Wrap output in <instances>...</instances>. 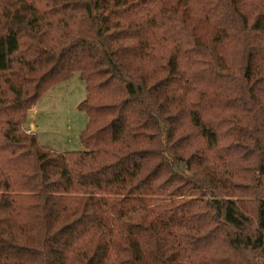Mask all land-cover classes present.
I'll return each mask as SVG.
<instances>
[{
    "label": "trees",
    "instance_id": "obj_1",
    "mask_svg": "<svg viewBox=\"0 0 264 264\" xmlns=\"http://www.w3.org/2000/svg\"><path fill=\"white\" fill-rule=\"evenodd\" d=\"M0 264H264V0H0Z\"/></svg>",
    "mask_w": 264,
    "mask_h": 264
},
{
    "label": "rangeland",
    "instance_id": "obj_2",
    "mask_svg": "<svg viewBox=\"0 0 264 264\" xmlns=\"http://www.w3.org/2000/svg\"><path fill=\"white\" fill-rule=\"evenodd\" d=\"M43 94L38 100L35 120L39 143L59 152L83 150L79 135L88 116L78 107L86 96L79 72L54 84Z\"/></svg>",
    "mask_w": 264,
    "mask_h": 264
},
{
    "label": "crops",
    "instance_id": "obj_3",
    "mask_svg": "<svg viewBox=\"0 0 264 264\" xmlns=\"http://www.w3.org/2000/svg\"><path fill=\"white\" fill-rule=\"evenodd\" d=\"M46 92L43 94L45 95ZM42 97V96H41ZM37 107H38V101L37 103L29 110V113H28V120H27V123L24 125V129L27 131V132H32L34 133L37 138H38V135H37V125L35 123V120H36V112H37Z\"/></svg>",
    "mask_w": 264,
    "mask_h": 264
}]
</instances>
